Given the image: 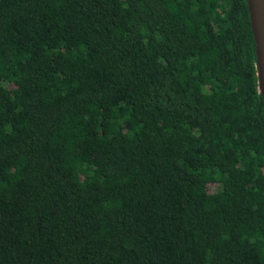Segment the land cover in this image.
<instances>
[{"label": "trees", "instance_id": "1", "mask_svg": "<svg viewBox=\"0 0 264 264\" xmlns=\"http://www.w3.org/2000/svg\"><path fill=\"white\" fill-rule=\"evenodd\" d=\"M0 264H264L246 0H0Z\"/></svg>", "mask_w": 264, "mask_h": 264}, {"label": "water", "instance_id": "2", "mask_svg": "<svg viewBox=\"0 0 264 264\" xmlns=\"http://www.w3.org/2000/svg\"><path fill=\"white\" fill-rule=\"evenodd\" d=\"M255 43L259 92L264 99V0H246Z\"/></svg>", "mask_w": 264, "mask_h": 264}]
</instances>
